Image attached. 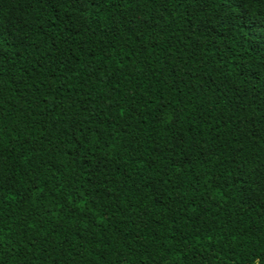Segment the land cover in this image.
I'll use <instances>...</instances> for the list:
<instances>
[{
    "label": "trees",
    "instance_id": "16d2710c",
    "mask_svg": "<svg viewBox=\"0 0 264 264\" xmlns=\"http://www.w3.org/2000/svg\"><path fill=\"white\" fill-rule=\"evenodd\" d=\"M0 264H264V0H0Z\"/></svg>",
    "mask_w": 264,
    "mask_h": 264
}]
</instances>
